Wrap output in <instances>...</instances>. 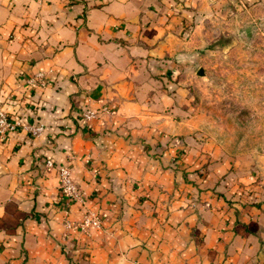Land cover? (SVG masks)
<instances>
[{"label":"crops","instance_id":"0c3cea01","mask_svg":"<svg viewBox=\"0 0 264 264\" xmlns=\"http://www.w3.org/2000/svg\"><path fill=\"white\" fill-rule=\"evenodd\" d=\"M203 1L0 0V103L43 123L0 141V264H264V152L202 139L177 73Z\"/></svg>","mask_w":264,"mask_h":264},{"label":"rangeland","instance_id":"374dc122","mask_svg":"<svg viewBox=\"0 0 264 264\" xmlns=\"http://www.w3.org/2000/svg\"><path fill=\"white\" fill-rule=\"evenodd\" d=\"M177 73L195 96L202 139L264 152V0H204L189 6ZM200 68L204 73H199Z\"/></svg>","mask_w":264,"mask_h":264},{"label":"built area","instance_id":"2783aa9c","mask_svg":"<svg viewBox=\"0 0 264 264\" xmlns=\"http://www.w3.org/2000/svg\"><path fill=\"white\" fill-rule=\"evenodd\" d=\"M28 87H44L46 85V78L43 72H36L27 78ZM96 111L92 108H87L83 111V116L87 121H90L96 116ZM27 129L32 134L36 135L41 133L43 123L30 122L22 119L21 117H14L13 114L0 103V141L5 139L6 136L17 129ZM60 190L67 198V204L70 205L73 200L77 198L84 200L81 191L77 188L71 179V167L69 164H63L60 167ZM99 219L95 213L87 212L80 228L83 231H88L92 225H98Z\"/></svg>","mask_w":264,"mask_h":264},{"label":"water","instance_id":"95a60500","mask_svg":"<svg viewBox=\"0 0 264 264\" xmlns=\"http://www.w3.org/2000/svg\"><path fill=\"white\" fill-rule=\"evenodd\" d=\"M198 72H199V73H204L205 71H204L203 68H200V69L198 70Z\"/></svg>","mask_w":264,"mask_h":264}]
</instances>
